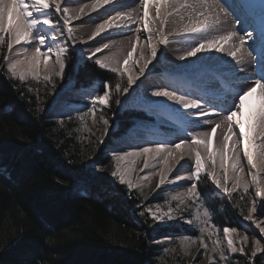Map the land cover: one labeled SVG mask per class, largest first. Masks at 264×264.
I'll list each match as a JSON object with an SVG mask.
<instances>
[{
	"label": "snow or ice",
	"instance_id": "6c2138e0",
	"mask_svg": "<svg viewBox=\"0 0 264 264\" xmlns=\"http://www.w3.org/2000/svg\"><path fill=\"white\" fill-rule=\"evenodd\" d=\"M77 2L78 0H63V3L62 0H0V47L6 45L8 52L11 53L14 44H20L21 48L15 53V56L22 57L11 58L5 55L3 57L5 63L0 65V73H5L10 86L15 91L20 92L22 91L20 86L27 87V84L31 82L30 78L36 81L40 80V61L43 60V68L46 73L43 76V80L45 85L49 86L52 92H55L56 79L63 80L66 63L73 56L75 57L74 64L77 66H83L87 63L95 65L101 70L109 71L118 77V81L110 88L109 83L102 79V91L100 94L94 95V99L87 107V110L76 117L81 125L86 126L88 116L91 115L93 123H95L96 114L100 112V120H102L104 135L106 136L110 125L109 119L104 118L102 110L110 107V101H112L113 97H115L114 103L120 105V97L128 93L129 89L139 78L129 71L128 64L132 60L133 54L137 51V47L140 44V36L137 35L135 37V40L131 42L130 50L123 56V66H121L120 59V53L124 52L123 48L118 53H110L107 56H103V58H97V54H102L105 50H109L110 45L103 43L101 47H95L94 50H86L84 47L86 42L77 41L72 21L79 17L69 15V8L65 6L66 4ZM177 2L178 0H132V4L143 6L142 16L134 18L133 13L136 9L132 8L131 5H122L119 0H95L91 5V12H95V19L101 20V22L96 25L95 31L89 39L95 40V37L100 36L102 33L105 34L104 39L112 33L124 34L125 29L131 31V28L128 27L129 25L136 24L138 26L142 20L148 40H152L154 31L158 32L161 37L158 43L166 48L169 38L163 35V26L168 17L173 14L168 11V7L175 5ZM149 6L155 8V18L150 17ZM117 7H128L130 11L127 13L118 12L116 11ZM85 8H88V5H84L80 12L83 13ZM252 8L251 0H223V2L221 0H183L182 3H179L178 8H174V12L180 15L181 20L185 16L188 18L183 30L175 33V35L182 42L185 37H200L194 42H188V47L179 57L180 60L186 62L188 58L196 57L198 63L193 62L191 66L186 63L178 71L201 82L204 86L203 91L205 94L192 98L196 94L188 93L186 90H169L167 87L156 90L152 94L153 96L167 98L168 101L179 105L175 109L177 118L187 125V127L182 129L183 135L176 137L180 142L176 143L169 140L167 142H154V146L129 145V147L138 148L139 150L125 151L120 154H113L111 157L115 161V170L109 173L110 177L114 178L109 185L112 189L108 193L109 195H119L116 189V185L119 184L125 186L129 195L132 194L133 189H138L141 193L140 198L143 200L148 199L146 195H143V187L134 183L130 178L129 173L135 169L121 170V163L132 157H143V168H149V157L152 160L160 158L163 161L164 167L160 168L158 172L150 170L147 176L144 177V180H147L148 177L158 175L159 182L156 185L158 189L165 185L168 174L174 169L177 171L174 182L175 187L180 186L179 182L181 180L185 182L192 181L186 192H179L170 198L165 197L167 211H161V205L159 204L154 206L156 210H153V206L138 205L137 208L144 207V211L140 212L139 215L141 217L149 216L151 218L149 227L153 229L169 227L171 226L169 224L170 221H183L196 229L199 235L196 238L185 235L181 243L189 241L190 246L198 240L205 254L211 251L218 255L219 261L228 259L225 256V249L233 254L237 252L244 253L243 242H246L248 237L246 235L241 237L242 244L238 248L233 240V233H236L237 229L234 227H223L224 247H221V240L216 238L211 239L212 246L210 249L209 244L204 241L205 235L210 238L215 237L221 229L217 228L215 224L209 226L212 216L208 208H204L202 216L198 211L193 216V219L185 220L184 216L193 215L191 209L203 203L202 194L198 191V183L201 181L202 176L209 180L217 193L222 192L227 198H231L232 193L237 188H241L240 176L233 178L235 183L231 188L227 186V182L224 179L226 176L224 161L227 156L228 141L232 135H235L233 132L234 127H237L242 137L244 155L251 171V182L245 181L243 183L242 192L248 193L251 185L254 186L255 197H264V185H262L257 176L260 169L264 168V151H257L258 149H264V0H261L262 13L258 22L254 21L252 24H248L247 19ZM98 9H102L103 13H108V18L104 19L103 13L98 11ZM109 9H111V12H109ZM229 9L236 14L232 30L217 35L216 33L220 31L222 23L227 22L229 18ZM111 13H115V15ZM92 19L93 17L89 14V20ZM241 19H245V26L237 30L236 25L240 23ZM150 20H153L152 26H150ZM116 21L120 22L116 23ZM248 27H253L258 32V35L253 36V33L248 32ZM137 31H139V27H137ZM241 32L244 34L241 35ZM249 40H251L250 45L248 44ZM33 44L35 47L29 52V48ZM246 45L248 46L246 47ZM249 48L251 51H249ZM214 52L223 53L234 62L232 63L235 77L233 87L238 89L234 94H226L220 88L219 78L212 67L217 62V57L213 55ZM252 52H256L259 56L258 66H256L254 72L244 73L242 82H237L239 80V75L237 74L242 72L240 66L245 63L248 56L252 55ZM157 53V43H152L150 56L143 60V64L139 68L140 75H143L148 64L157 58ZM201 54L203 55L201 56ZM140 55L141 57L144 55L142 50ZM13 81L17 83L13 84ZM122 83L126 86L122 87ZM180 91H185V94H180ZM254 93L259 97V107L252 114L250 123L246 127L244 120L239 117L243 116L246 99ZM97 105H99V108H97ZM36 111L42 113L45 109L38 107ZM48 115L66 116L69 121L73 119L71 115H67L64 112V106L58 101H53ZM213 117L222 118L218 122L213 123ZM64 122V119L57 121L60 126H63ZM225 126L226 134L223 135L222 142L218 148L222 175L217 176L214 170L211 173L205 170L200 146L202 145L203 149L207 151L212 144V139L216 136L217 129ZM197 127H207L210 128V131L191 133L188 131V128ZM180 131L181 129L178 128L177 132ZM99 143H103V140H100ZM145 143L153 142L145 141ZM249 145H251V150H249ZM233 147L235 148V145ZM180 149H185V151L176 156L175 154ZM192 151L195 153L194 161L191 159L185 160V156L190 155ZM170 157L173 158L171 165H169ZM208 159L214 169L216 162L211 153ZM234 159L239 164L238 151ZM181 160H184V163L192 169L190 176H181L179 174L180 168L184 167V165L180 164ZM67 163H71V161ZM132 163L135 165L136 161L133 160ZM177 165H180V168H177ZM153 168H155V165H153ZM91 169L92 171L88 174L97 183L101 184L104 191H107V187L103 185L104 178L98 176L95 162L91 165ZM185 170L187 171V169ZM237 170L242 173L243 167L240 166ZM140 171H143V169H140ZM81 196L91 198L87 189L81 191ZM203 197H207V202L211 203L212 196L210 193L204 192ZM240 199L241 201L251 202V207L248 209L249 214L245 217L251 221L253 219L251 213L257 211L256 200L252 199L251 196H241ZM173 202H175V207L172 206ZM260 208L261 214L264 215V199L261 200ZM170 242L167 239L165 241H154L157 244ZM164 251L167 252V248ZM261 251H264V248H261L260 241L256 240L255 247L251 253L252 257H255L257 252ZM185 252H187V248H185ZM219 261H216L215 264H219ZM209 264H213L211 258L209 259ZM249 264H251V261Z\"/></svg>",
	"mask_w": 264,
	"mask_h": 264
},
{
	"label": "trees",
	"instance_id": "16d2710c",
	"mask_svg": "<svg viewBox=\"0 0 264 264\" xmlns=\"http://www.w3.org/2000/svg\"><path fill=\"white\" fill-rule=\"evenodd\" d=\"M7 51L0 47V65ZM67 71L82 87L109 78L87 63L68 62ZM20 87L15 91L0 73V264H159L152 235L167 236L170 226L150 228V218L137 210V194L124 185H116L119 195L108 194L109 157L96 167L107 191L88 174L93 140L48 115L45 82ZM129 126L120 120L121 131ZM208 187L205 179L200 190L209 193ZM84 189L91 198L81 196Z\"/></svg>",
	"mask_w": 264,
	"mask_h": 264
},
{
	"label": "bare ground",
	"instance_id": "6f19581e",
	"mask_svg": "<svg viewBox=\"0 0 264 264\" xmlns=\"http://www.w3.org/2000/svg\"><path fill=\"white\" fill-rule=\"evenodd\" d=\"M95 2V0H78L77 3H69L66 4L69 8V15L74 17H79L78 19H74L72 21V27L75 30V36L77 41H85L84 47L86 50H94L95 47H101L103 43H108L110 45L109 50H105L102 54L98 53L97 58H103V56H107L110 53H118L121 48L124 49L123 53H120L121 66H123V56L126 55V52L130 50L131 42L135 40L137 35L140 36V44L137 47L136 53L133 54L132 60L129 61L128 67L129 71L134 75L138 76L137 82L132 85L129 89L128 93H125L120 97L121 106L128 110L127 112L132 116H140L148 119L144 122H139L136 127H134L131 131H129L126 135L120 137L119 139L113 140L112 147L110 151L112 154H120L125 151H136L138 148L129 147V145H141V146H154V142H167L169 140L175 141L179 143L180 141L176 139L178 135L182 136V129L187 127L186 124L178 120L175 109L179 107V105L175 104L172 101H168L167 98L155 97L152 94L158 90L159 88L167 87L169 90H186L188 93H195L192 98H196L198 95H204L203 84L197 80H194L188 77L186 74L178 71L181 66H184L186 63L191 66L193 62H197L196 57L188 58L187 62L182 61L179 57L183 54V52L188 47V42H194L195 40L200 39L198 36H190L185 37L182 42L179 37L175 35V33L183 30L184 24L188 22V18L185 16L183 20H181L180 15L174 12V8L179 7V3H182L183 0H178L175 5H170L168 7V11L173 14L170 15L163 26V35L169 38V43L165 48L162 44L158 43V40L161 38L158 32L152 33V40L149 41L147 35L144 31V26L142 20L139 25L131 24L128 27L131 28V31L127 29L124 30V34H116L112 33L106 39H104V33L100 36L95 37V40H90L89 37L95 31L96 25L101 22V20L95 19L96 13L91 12V5ZM223 2V0H221ZM63 3V0H62ZM119 3L122 5H131L132 8H135L136 11L133 13V17L142 16L143 6L139 4H132V0H119ZM253 4L252 11L249 13L247 23L252 24L254 21L258 22L262 9H261V0H251ZM84 5H88V8L84 9V12L81 13L80 9L84 7ZM107 7V6H106ZM227 7V5H225ZM101 13H103L102 9H98ZM116 11L118 12H129L130 9L128 7H117ZM163 11V9H162ZM111 12V9H109ZM148 12L150 17L155 18V8L153 6L148 7ZM89 14L93 17L92 20H89ZM115 15V13H111ZM229 18L227 22L222 23L220 27V31L217 32V35L224 34L226 31L232 30L233 23L236 19V14L229 9ZM103 18H108V13H103ZM120 21H116L119 23ZM153 25V20H150V26ZM245 26V19H241L240 23L236 25V29ZM137 27H139V31H137ZM248 32L253 33V36L258 35V32L254 30L253 27H248ZM110 31V30H109ZM244 33L241 32V35ZM157 43L158 53L157 58L152 60L151 63L148 64V67L145 69L144 74L140 75L139 68L143 64V60L150 56L151 44ZM248 44H251V40L248 41ZM79 46V44H78ZM248 45H246L247 47ZM14 55L21 48L20 44H14ZM35 45L29 48V52L33 50ZM143 51L144 55L141 57L140 53ZM249 51L251 49L249 48ZM203 54H201L202 56ZM213 55L217 57V62L212 66L215 70L220 83V88L226 94H234L238 89L233 87V80L235 79L234 73L232 70L231 58L227 57L223 53L214 52ZM22 58V57H17ZM73 58H75L73 56ZM259 56L256 52H252L251 56L246 58V61L243 65H241L242 72L238 73L239 80L237 82H242L244 79V73H252L255 71V64ZM54 60V58H53ZM139 62V63H138ZM41 68L40 73H45L43 68V60L40 61ZM126 78V77H125ZM258 78V77H256ZM117 80V77H114L112 81ZM114 83V82H113ZM111 83L110 88L114 86ZM126 86L122 84V87ZM77 88V87H76ZM68 88L63 89L61 91V96L63 98L57 99L59 103L64 106V110H79L78 106H75L73 103L77 104L78 99L77 96L80 95L82 99H86L91 104V101L94 99V95L100 94L102 91L101 84H98L97 93L92 91H74V87L72 85ZM77 90V89H76ZM91 93V95H90ZM180 94H185V91H180ZM114 98V97H113ZM151 101V102H149ZM85 103V102H83ZM80 105V103H79ZM259 107V97L257 94H253L248 97L245 101V107L243 109V116L239 117L244 120L245 125L250 123V118L252 114ZM186 111V110H183ZM222 117H213V123L218 122ZM134 119V118H133ZM130 122V121H129ZM132 124V122H130ZM181 129L180 132H177V129ZM188 131L191 132H205L210 131V128H188ZM233 132L235 135H232L228 141V150L227 156L224 161L226 176L224 179L227 182V186L229 188L233 187L235 180L233 179L236 176L241 177V188H237L235 192L242 190V185L245 181L251 182V171L247 164L246 157L243 151V141L240 133L237 130V127L233 128ZM226 134V126L217 129L216 136L212 139V144L210 148L205 151L203 146L201 145V156L204 158V168L207 172L211 173L213 170L215 171L217 176L222 175V170L220 168V155L218 152V148L220 143L222 142L223 135ZM145 141L153 142V143H145ZM111 145V144H110ZM235 145V148L233 147ZM249 150H251V145H249ZM185 149H180L175 154L179 156ZM237 151L239 152V164L234 159ZM259 151H264V149H258ZM213 155L215 160V168L211 167V161L208 159L209 154ZM143 157L141 158H129L126 161H123L121 165L123 171H127L128 169L134 168L135 170L129 173L130 178H133V182L139 185H144L145 183H149L148 179L156 180L159 182V176L148 177L147 180H144V174H148L150 170L159 171L160 168L164 167L163 161L160 158L156 160H152L149 157V168L139 167L138 165L143 163ZM191 159L194 161L195 153L192 151L190 155L185 156V160ZM135 160L136 163L133 165L132 161ZM173 158H169V165H171ZM181 165H184L183 168H180V165H177V168H180L179 174L181 176H190L192 174V169L189 168L187 164L184 163V160L180 161ZM155 165V168H153ZM243 167V172H238V167ZM137 167L143 169V171L137 170ZM187 169V171L185 170ZM177 171L174 169L171 173L168 174V177L165 181V185L161 186L158 190H156L152 197L153 200H158L166 196H173L179 192H186L190 187L192 181H183L181 180L180 186L175 187L174 182L176 179ZM258 179L261 181L262 185H264V168L260 169L257 173ZM224 182V181H222ZM249 192L252 194V199L256 200L257 203V211L255 213H251L253 219L251 221L244 218L243 221H236V223L229 222L228 226L237 225L239 231L233 233V240L236 246L239 248L242 244L241 237L246 235L248 240L243 242V246H245L247 252L253 251L255 247V241H260L261 248H264V215L261 214V200L264 197L257 198L254 195V186L249 187ZM251 207V202L248 209ZM248 209L246 210L245 217L249 214ZM203 214V213H202ZM223 243L221 247H224L225 238L222 237ZM227 251V249H225ZM258 256L256 259L259 262L264 263V251L257 252Z\"/></svg>",
	"mask_w": 264,
	"mask_h": 264
},
{
	"label": "rangeland",
	"instance_id": "374dc122",
	"mask_svg": "<svg viewBox=\"0 0 264 264\" xmlns=\"http://www.w3.org/2000/svg\"><path fill=\"white\" fill-rule=\"evenodd\" d=\"M14 47L12 49V52H8L7 51V55L11 58H17L14 55ZM75 58L72 57V59L69 61V64L71 62L74 63ZM67 64L66 63V69H65V73H64V77L63 80H60L59 78L56 79V89L55 92H52L51 89L49 91V98L47 101V107H48V111H51V105L53 103V101H57V99L63 98V96H61V91L63 89L68 88L69 86L72 85L74 87V91L80 92V91H92L94 93H97V89H98V85L97 83H94L93 85L89 86V87H82V88H76L77 86L74 85V81L72 78H69L68 76H65L68 71H67ZM255 66H258L257 64H255ZM107 71V70H106ZM109 73L108 75V80L107 82L109 83V85H111V83L115 84L118 81V77L117 80L112 81L114 76L112 73H110L109 71H107ZM45 74L44 73H40V80L36 81L33 78H30V81L32 83V85H36L38 83H44L43 80V76ZM126 79V78H125ZM98 84H101V81L98 82ZM123 84V83H122ZM50 88V87H49ZM77 89V90H76ZM77 98H79L77 101L78 103L75 104L73 103L75 106L79 107V110H64V112L67 115H71L73 117V119L71 121L67 120L66 116H59V115H52L55 119H57L58 121L60 119H64L65 121H68L70 123L71 126H73L74 131L80 135V137L82 138V135H84L85 137H89L93 140V154L94 156L90 157V161H91V165L93 164V162H95L96 167H98L99 161L101 160V158L103 157H109L111 159V157L113 156V154L110 151V148L112 147V141L119 139L120 137L126 135L129 131H131L134 127H136L138 125V120H136L131 114H129L125 108H123L121 105H116L114 103V98H112V101H110V107L109 108H105L103 109V115L104 118L109 119V130H108V134L105 136L104 135V126L102 123V120H100V112H97L96 114V122L93 123V117L91 115L88 116L87 120H86V126L85 125H81L80 122L76 119V117L83 111L87 110V107L89 106L88 104L90 103L89 101H86L85 103H83V101H81L82 97H80V95L77 96ZM80 103V105H79ZM97 108H99V105H97ZM113 111L115 112V115L111 116L110 118L107 117V114ZM134 118V119H133ZM120 120H127L128 122H132V124H130V126L127 128L126 131L122 132L120 130ZM119 133V134H118ZM100 140H103V143H99ZM111 144V145H110ZM112 162V170H115V161L113 159H111ZM139 167H143V163L138 165ZM122 167H124L123 165H121V170ZM137 167V170H140V168ZM123 171V170H122ZM144 176L146 177L147 174L145 173ZM133 180V178H131ZM206 178H204L203 176L201 177V181L198 183V191L201 192L202 194V199H203V203L201 205H199L198 207H193L191 209L193 215L189 216V215H185L184 219L185 220H189V219H193V216L197 213V211L199 212V214L202 216L204 208H208L210 215L212 216V219L209 221V226L212 224H215L217 228L221 229L220 232L217 233V235L215 237H209L208 235H205L204 237V241L206 243L209 244V248L211 249V239H220L221 240V244L223 243V239H221L222 237H224L222 229L223 227H234L237 229L236 232L239 231L238 226L234 225L233 226H228L229 222H233L236 223V221H243L245 218V213L246 210L248 209L249 205H250V201H241L240 197L241 196H251L252 194H250V192L248 191V193H243L242 190L238 191V192H233L231 198H227L225 194H223L222 192L217 193L214 189L213 186L211 185V183L209 182V193L212 196V201L211 203L207 202V197H203V191L200 190V184L205 180ZM149 180V183H145L144 185H141V187H143V195H146L148 197L147 200H143L141 199V193L139 192L138 189H133L132 192H135L137 194V196L135 197L136 200L139 201L138 205H144L146 206H153V210L155 209V205L159 204L161 205V211H167L168 208L166 206V201H165V197L158 199V200H153L154 197H152L153 193L158 190V188L156 187V185L158 184V182H156V180ZM167 198H170V196H166ZM195 199V198H193ZM187 203V202H186ZM215 204L219 205V207L224 208V210L222 211V214H216L214 210H212L210 208L213 207ZM137 205V206H138ZM173 207H175V202H173ZM138 212H142L144 211V207H140L137 208ZM243 210V211H241ZM149 217V216H148ZM150 218V217H149ZM151 220V218H150ZM169 224L170 226V230H172L169 235L167 236H161V235H152V239H153V244L155 245V247L157 248V258H158V263L159 264H209V259L211 258V260L213 261V264H215L216 261H219V257L217 254L209 251L207 254H205L204 249L200 246L199 241L197 240V242L195 244H190L189 241H184L183 244L181 243V241H183V237L185 235L192 237V238H196L199 235V232L190 227L188 224L184 223L183 221H170ZM226 225V226H223ZM244 236V235H243ZM170 240V243H161V244H157L154 243V241H165V240ZM244 247V253H230L228 251L225 250V256L228 258L224 261H219V264H249V262L251 261V264H264L263 262H259L256 259V256H258V254H256L255 257H252L251 252H247L245 246ZM167 248V252L164 251V249ZM185 248H187V252H185Z\"/></svg>",
	"mask_w": 264,
	"mask_h": 264
}]
</instances>
